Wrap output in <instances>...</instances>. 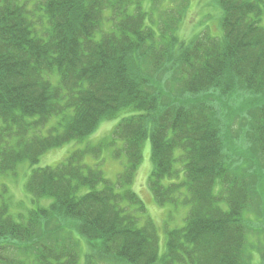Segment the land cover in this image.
<instances>
[{
    "label": "trees",
    "instance_id": "trees-1",
    "mask_svg": "<svg viewBox=\"0 0 264 264\" xmlns=\"http://www.w3.org/2000/svg\"><path fill=\"white\" fill-rule=\"evenodd\" d=\"M151 1L0 0L1 175L122 117L107 142L33 168L26 191L48 206L26 217L1 200L0 264H248L245 214L264 196V0H219L221 34L190 43L177 37L188 1L169 14L172 0ZM147 140L155 204L189 209L164 254L131 189ZM116 142L112 181L86 159Z\"/></svg>",
    "mask_w": 264,
    "mask_h": 264
},
{
    "label": "rangeland",
    "instance_id": "rangeland-1",
    "mask_svg": "<svg viewBox=\"0 0 264 264\" xmlns=\"http://www.w3.org/2000/svg\"><path fill=\"white\" fill-rule=\"evenodd\" d=\"M178 0H172L167 6L165 13L169 14L170 10L181 8V3ZM185 13H182V22L180 29L177 31V37L186 43L192 42L197 36L209 30L212 36L221 34L222 11L219 6V0H187ZM142 7L149 9L152 1L141 0ZM166 3H168L166 1ZM178 3V4H176ZM183 6H184V2ZM149 7V8H148ZM163 13V11H162ZM162 13L157 15L155 9L154 21L162 16ZM106 30L108 28L106 27ZM161 76V75H160ZM122 117L114 121L103 122L95 132L82 142H71L61 149L49 151L40 159L36 166H31L29 163L19 165L17 176L1 175L0 174V202L6 200L11 203V209L14 214H24L28 216L30 210H37L41 205L48 206L51 200L44 201L42 204L32 203L31 197L26 191V183L30 174L36 168L55 167L66 159L75 151L86 149L88 146H98L101 143L107 142L111 138V133L114 127L118 124ZM151 143L147 140L144 144L143 162L137 172L136 180L131 189L144 202L147 212L146 217H150L160 230V247L161 254H164L166 249L167 231L181 228L185 224L189 209L187 207H177L174 205H165L162 208L158 207L152 199L151 189L148 180L152 172L151 162ZM121 143L116 142L107 148H104L102 155L96 159L92 155H88L86 163L90 166H98L103 171L108 180H118L119 174L124 170V160L119 161L113 158L114 150H119ZM263 176V175H262ZM264 178V176H263ZM23 202L22 205L18 204ZM262 212L257 211V207L252 209L246 215L247 247L246 254L248 264H264V196H262ZM22 206V207H21ZM21 207V208H20ZM261 210V208H260ZM260 212L263 214L261 216ZM84 242V241H83ZM83 249L87 250L86 245ZM83 250V251H84Z\"/></svg>",
    "mask_w": 264,
    "mask_h": 264
}]
</instances>
